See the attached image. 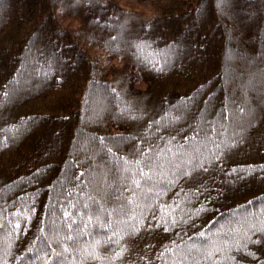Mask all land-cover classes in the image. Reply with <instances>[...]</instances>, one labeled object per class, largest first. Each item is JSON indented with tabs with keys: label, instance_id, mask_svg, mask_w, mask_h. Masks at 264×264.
<instances>
[{
	"label": "trees",
	"instance_id": "obj_1",
	"mask_svg": "<svg viewBox=\"0 0 264 264\" xmlns=\"http://www.w3.org/2000/svg\"><path fill=\"white\" fill-rule=\"evenodd\" d=\"M134 1L0 0V264H264V0Z\"/></svg>",
	"mask_w": 264,
	"mask_h": 264
},
{
	"label": "rangeland",
	"instance_id": "obj_2",
	"mask_svg": "<svg viewBox=\"0 0 264 264\" xmlns=\"http://www.w3.org/2000/svg\"><path fill=\"white\" fill-rule=\"evenodd\" d=\"M118 5L126 10H131V11H137L140 12L142 14H144L145 16H148L151 14V9L149 6H147L146 4L143 3H139L136 2L134 0H115ZM89 52L93 55H98L100 61H101V66H106V65H118V60L114 59V60H109L107 59V57L105 56V54L100 51L99 49L95 48V47H87ZM141 86L142 84H138L136 83V86ZM137 86V87H138Z\"/></svg>",
	"mask_w": 264,
	"mask_h": 264
},
{
	"label": "snow or ice",
	"instance_id": "obj_3",
	"mask_svg": "<svg viewBox=\"0 0 264 264\" xmlns=\"http://www.w3.org/2000/svg\"><path fill=\"white\" fill-rule=\"evenodd\" d=\"M65 215H67V213H65ZM261 231H262V233H264V229H262ZM261 238H264V236H262ZM258 242H259V241H258ZM246 250H247V249H246ZM249 254H250V255H253V256L255 255L254 252H249Z\"/></svg>",
	"mask_w": 264,
	"mask_h": 264
}]
</instances>
